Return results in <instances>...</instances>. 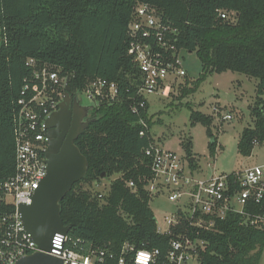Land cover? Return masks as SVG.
Segmentation results:
<instances>
[{"label":"trees","instance_id":"obj_1","mask_svg":"<svg viewBox=\"0 0 264 264\" xmlns=\"http://www.w3.org/2000/svg\"><path fill=\"white\" fill-rule=\"evenodd\" d=\"M141 4L154 9L175 31L177 50L195 53L202 78L229 71L257 81L250 109L254 123L242 130L238 151L249 156L254 142H264V0H0V178L14 171L13 116L31 75L27 60L58 70L60 77L69 79L72 93L98 78L115 83L116 100L101 103L74 143L88 168L61 201L60 219L69 228V238L84 247L119 252L127 243L136 250H158L163 257L171 237L156 233L142 189L150 175L143 150L152 135L148 131L146 137L139 136L138 120L143 118L150 130L151 117L147 101L136 95L139 76L127 54V27ZM186 82L176 90L181 97L194 92L199 83ZM140 101L144 109L132 113L130 105ZM190 122L207 128L209 151L214 153L211 119L191 111ZM181 147L191 158V139ZM189 164L194 169V161ZM114 175L118 177L99 200L93 186ZM129 181L136 193L125 187ZM189 234L207 243L199 264H259L264 234L240 226L236 217L221 222L215 232Z\"/></svg>","mask_w":264,"mask_h":264},{"label":"built area","instance_id":"obj_2","mask_svg":"<svg viewBox=\"0 0 264 264\" xmlns=\"http://www.w3.org/2000/svg\"><path fill=\"white\" fill-rule=\"evenodd\" d=\"M174 34L150 6L141 4L134 9L127 27V54L139 76L137 96L145 100L147 95L170 97L180 85L177 78L186 76L180 68V50L175 46ZM25 66L31 69V75L25 80L13 116L14 171L11 176L0 178V264H15L35 253L58 258L62 264H199L207 243L192 238L190 230L215 232L221 222L236 217L240 226L264 234V165L198 177L188 161L164 150L152 137L143 150L150 163L143 192L149 200L162 195L169 203L179 205L170 217L163 218L164 231L156 227L158 235L171 237L165 256L161 257L158 250H136L127 243L119 252L107 247H84L71 240L69 234L58 233L52 238L49 253L40 250L25 231L18 208L31 205L46 175L45 122L58 110L68 78L60 77L53 67H38L33 59L27 60ZM79 94L97 111L101 103L116 100L118 89L115 83L98 78ZM144 107L140 101L138 105L131 104L130 110L137 114ZM138 125L142 128L139 136L146 137L148 131L150 134L143 118ZM125 187L136 193L133 182H126ZM107 193L98 194V199L103 201Z\"/></svg>","mask_w":264,"mask_h":264},{"label":"rangeland","instance_id":"obj_3","mask_svg":"<svg viewBox=\"0 0 264 264\" xmlns=\"http://www.w3.org/2000/svg\"><path fill=\"white\" fill-rule=\"evenodd\" d=\"M180 68L186 76L177 78V84L195 83L197 87L191 94L181 97L173 92L170 97L147 95L148 114L151 117L150 133L161 147L175 153L177 158L188 161L181 143L191 139L192 156L195 167L191 168L198 177L216 176L222 173L239 172L248 168L264 165V142L253 143L249 156L238 151V141L244 128L253 126L250 109L256 95L257 81L245 75L224 72L208 73L201 77V65L195 53L179 51ZM83 107H91V102L82 94L79 95ZM180 98V99H179ZM264 100V95H263ZM191 111L211 119L210 131L215 137L214 153L209 151L210 138L207 128L201 124L192 125ZM230 117L226 119V117ZM190 165V164H189ZM118 176L103 179L93 186L97 194L108 192L111 181ZM156 227L166 229L164 217H170L177 204L169 203L165 196L149 200ZM259 264H264V246Z\"/></svg>","mask_w":264,"mask_h":264},{"label":"water","instance_id":"obj_4","mask_svg":"<svg viewBox=\"0 0 264 264\" xmlns=\"http://www.w3.org/2000/svg\"><path fill=\"white\" fill-rule=\"evenodd\" d=\"M68 82L69 79L66 80L64 97L58 110L45 122V130H53L51 135L46 134V175L35 191L31 205L18 208L25 231L30 234L36 246L47 253L50 252L55 234L66 236L69 233V228L60 219V203L73 185L84 178L88 168L86 158L74 143L93 121L82 122L92 108L80 106V100H73ZM193 161V158L188 159L189 163ZM15 264L62 262L48 254L35 253L19 259Z\"/></svg>","mask_w":264,"mask_h":264},{"label":"flooded vegetation","instance_id":"obj_5","mask_svg":"<svg viewBox=\"0 0 264 264\" xmlns=\"http://www.w3.org/2000/svg\"><path fill=\"white\" fill-rule=\"evenodd\" d=\"M73 95V100L75 101V102H78L79 100H80V98H79V93L77 92V93H73L72 94ZM80 102V101H79ZM80 106H82L81 105V103H80ZM97 116V111H95V110H93V109H90L89 111H88V113H87V115H86V117L83 119V121L82 122H85V121H92V120H94L95 119V117ZM74 117V115H73V112H72V118ZM71 123H72V120H71ZM53 133V130H46V134L47 135H51Z\"/></svg>","mask_w":264,"mask_h":264}]
</instances>
